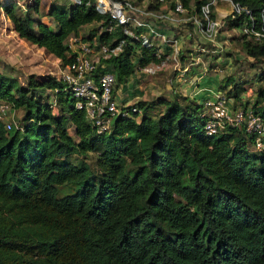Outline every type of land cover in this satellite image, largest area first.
<instances>
[{
  "label": "trees",
  "instance_id": "16d2710c",
  "mask_svg": "<svg viewBox=\"0 0 264 264\" xmlns=\"http://www.w3.org/2000/svg\"><path fill=\"white\" fill-rule=\"evenodd\" d=\"M204 1L181 0L197 10ZM231 1L249 13L224 16L226 28L251 19L260 25L264 0ZM0 7L18 37L60 66L73 55L67 37L85 25L94 28L81 40L121 41L102 60L114 74L113 91L137 67L160 60L156 45L140 44L95 0L51 7L54 29L32 25L30 10L13 2ZM241 43L246 56L264 59V38ZM228 93L234 109L248 104L264 118L263 86L251 102L235 86ZM0 99L20 110L8 129L0 119V264H264V147L253 149L242 123L207 134L202 104L173 92L135 100L96 133L52 75L30 74L22 86L0 73ZM92 150L94 168L85 159Z\"/></svg>",
  "mask_w": 264,
  "mask_h": 264
},
{
  "label": "built area",
  "instance_id": "2783aa9c",
  "mask_svg": "<svg viewBox=\"0 0 264 264\" xmlns=\"http://www.w3.org/2000/svg\"><path fill=\"white\" fill-rule=\"evenodd\" d=\"M75 2H78V0H75ZM149 2L147 0L148 4ZM152 2L154 6L158 5L162 9L155 11L148 4H142V7H138L132 5L128 0H95V8L99 12L108 13L115 24L122 25L124 32L131 35L142 45L156 44L153 37L158 33L151 21L176 20L177 25L183 26L186 31L188 30L187 37L192 36L197 43L198 41L212 43L216 50L222 49V45L218 44L217 36L221 31V26H223V17L230 15L233 18L235 14L241 11L249 13L247 9L231 0H205L199 4L198 10L192 3H189L187 7L184 6L181 0H152ZM219 2L227 5V12L221 17L217 16L213 9ZM129 12L133 15H130ZM127 24L131 26L129 28L125 27ZM109 29V24L104 26V30ZM237 29L238 34L243 35L244 39L260 40L264 38V12H261L260 25L255 24V21L251 19L249 25L243 24ZM243 37L240 39L242 40ZM67 39L66 43L73 55L69 63L61 66L59 78L70 91L73 106L84 111L86 120L96 133H102L107 130L114 116L128 114V110L125 109L128 104L116 101L113 96L114 74L110 69H107L102 61L120 49L121 41L113 47H108L105 44L97 43L94 38L92 40H81L76 34L68 36ZM161 42L169 43V38L162 37ZM197 43H194V46L189 49L187 54L189 61L182 67L183 71L188 70L193 65L195 67L200 64L201 67L205 66L196 54L206 51V49H204V46H197ZM170 48L173 59L175 58L174 55H178L180 49L176 46V39L171 40ZM163 50L164 48L160 46L156 48V55L160 60L157 63L150 62L137 67L134 75L151 76L154 74L164 60L170 57L169 54H164ZM52 99V103H54L53 96ZM228 101L229 98L220 89L202 100L200 116L205 117L204 132L211 134L223 128L225 124L242 123L245 131L254 136L253 149H262L264 147L262 141L264 137V118L253 113L248 104L243 107L238 105L234 109L231 105H228ZM9 110L10 105L8 102L0 99V119H3V116ZM129 111L137 112L138 109L131 106ZM10 124L11 121H4L6 129L10 127Z\"/></svg>",
  "mask_w": 264,
  "mask_h": 264
},
{
  "label": "rangeland",
  "instance_id": "374dc122",
  "mask_svg": "<svg viewBox=\"0 0 264 264\" xmlns=\"http://www.w3.org/2000/svg\"><path fill=\"white\" fill-rule=\"evenodd\" d=\"M19 1L23 3L26 0ZM128 1L132 5L138 7H142V4H148L147 0L146 2L145 0ZM148 1H150L148 4L149 7L153 9L154 5L152 0ZM56 3L57 0H39V11L37 14L44 20L47 19L46 13L48 7L51 4L54 5ZM219 5L224 8L220 10V14L223 16L227 11L225 10L224 4ZM160 8V6H158V8L156 5L154 6L155 11ZM129 14L133 15L131 12H129ZM130 26L131 25L127 24L125 27L129 28ZM92 28H94V25H85L77 32L76 36L80 37L81 35H87ZM103 29L104 27H97V30ZM221 29L226 31L227 28L223 25L221 26ZM222 30L219 32H222ZM225 34H228L226 49H219L216 55L206 56L208 54V52H206L203 62L206 67L208 65L209 70L212 69V71H214L212 74L215 75L216 84L213 83V86L216 87L217 85L218 89L225 91L227 94H229L228 92L235 86V88L239 89V92H241L240 99L251 102L257 87H264V59L255 60L254 58L246 56L241 45L242 40L238 37V29L230 28L228 33L226 31ZM67 40L68 39H66V42ZM217 57L219 58L217 59ZM168 66V64L167 66L162 65L156 70L155 76L152 77L140 75L138 76V80L135 81L131 76L132 79L130 78V80L133 85L131 86L132 89L129 92H131L133 96L130 95L131 97L129 96V98L135 97L138 92L142 97L146 96L148 99L153 97L155 98L160 95H168L171 98L173 93H171L169 89L165 88V81L171 74ZM60 70L61 66L59 65L58 59L56 60L53 55L48 53L46 50L37 48L35 45L28 43L27 40L13 34L12 28L8 27L7 21H5V18L2 17L0 13V73L15 77L18 84L25 86L27 83V77L30 74L34 76V79L38 80L45 78L47 75L59 78ZM134 85H138L139 89L135 88ZM116 89L119 93L113 91V96L116 101H120V95L122 94L124 97L125 94L122 92V88L120 89L116 87L115 90ZM135 100L136 99H134V101ZM134 101L128 102L131 104ZM48 102L52 104V97L48 99ZM228 105H232V100L230 98ZM156 108L158 109L159 107H155L154 109ZM53 109L54 112L57 113V108L53 107ZM19 117L20 110L10 108V110L3 116V120L11 121V123L17 124ZM138 117L139 116H136L135 118L138 119ZM248 148L251 149L252 146H249ZM95 155L96 150H92L88 152L85 158L89 165L93 168L95 167ZM68 158L72 160L73 156Z\"/></svg>",
  "mask_w": 264,
  "mask_h": 264
},
{
  "label": "crops",
  "instance_id": "0c3cea01",
  "mask_svg": "<svg viewBox=\"0 0 264 264\" xmlns=\"http://www.w3.org/2000/svg\"><path fill=\"white\" fill-rule=\"evenodd\" d=\"M142 1H144V0H142ZM9 2L15 3V5L17 6V9H19V11L24 12L26 10H30L29 15H30V20H31L32 25H35L36 22H42V23L46 24L50 29H54V24H53L52 18L48 13L49 9L51 7H56L59 5L69 6L71 3L75 2V0H57L56 4H54V5L51 4L48 7V10L46 13L47 19H45V20L43 18H41L40 15L37 14L39 11V0L37 2V9L36 10L31 9L32 5L34 4L33 0H26L23 3H21L19 0H0V5H3V4L9 3ZM219 4H224V3L219 2L216 6L213 7V9L215 10L217 16L220 17L221 16L220 10H222L224 8ZM224 7H225V10L227 11V5L226 4H224ZM161 9H162V7H161ZM0 13H1L2 17L5 18V21H7L8 27L12 28L11 22L7 19V17H5L1 7H0ZM151 23H152V25H154V28H155V30H157V33H158V35L153 37L154 42L156 43L154 45H156L157 48L159 46L164 48V50H163L164 54L170 55L169 59H165L163 64H161V66L162 65L167 66V64H168L169 65L168 67L171 71V74L169 73L170 76L165 81V88L169 89L171 91V93H173V92L180 93L183 96H187L189 98H192L196 102H199V103H201L202 100L204 98H206L207 96L212 95L218 88H217V85H216V87L212 85L213 83L216 84V79L214 77L215 75L212 74V72L214 73V71H212V69L209 70L208 65H207V67H206V65L204 67H201V64H200L196 68H195V65H193L186 71H183V69H182V67L187 63V61H189V56L187 55L189 49L192 46H194V43H197V42H195V40L192 36L187 37V34H188L187 31L188 30L186 31V29L183 26L177 25L176 20L175 21H173V20H167V21L154 20V21H151ZM229 30H230V28L226 29L227 33ZM226 31L222 30V32H219V34L217 36L218 44L222 45V49H226V46H227L226 43H228V41H227L228 34H225ZM12 33L17 36L16 32L13 29H12ZM162 37L169 38V43L161 42ZM172 39H176V46H178L180 48L178 55H174L175 58H173V59H172L173 54H172V51L170 48ZM197 40H198V38H197ZM28 43H30V42H28ZM32 45H34V44H32ZM196 45L197 46H204V49H206V51H201V52L196 54L200 57V59L202 61H204V55L206 54L207 51H208V54L206 56L217 54L218 50H216V48H214V46H213L214 44H212V43H208L206 41H198V43ZM37 48L44 49L43 47H37ZM186 55H187V57H186ZM217 56H219V55H217ZM54 58L57 60L56 57H54ZM218 58L219 57H217V59ZM223 62H225V61H223ZM204 69H206V70H204ZM131 76L135 81L138 80V75L136 76L133 73ZM131 76L128 77L127 81L124 84L117 86L120 89L122 88V92L125 94L124 97L122 96V94L120 95V97H121L120 102H125V104H129L130 102H128V101H134V99H136V100L148 99L146 96L142 97L139 92L135 95V97L129 98V96L132 95V93L129 91H131V89H132L131 86L133 85L131 80H130ZM152 76H155V73L152 74L151 77ZM134 86H135V88L139 89L138 85H134ZM114 92L119 93L117 89L114 90ZM160 96L164 97L165 99H171L172 98V97L170 98V96H168V95H160Z\"/></svg>",
  "mask_w": 264,
  "mask_h": 264
}]
</instances>
